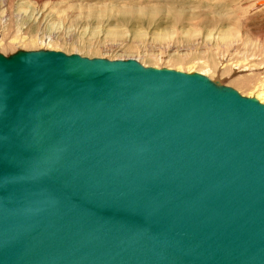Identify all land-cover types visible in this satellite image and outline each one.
Instances as JSON below:
<instances>
[{"label":"water","instance_id":"water-1","mask_svg":"<svg viewBox=\"0 0 264 264\" xmlns=\"http://www.w3.org/2000/svg\"><path fill=\"white\" fill-rule=\"evenodd\" d=\"M0 264H264V104L135 59L0 54Z\"/></svg>","mask_w":264,"mask_h":264},{"label":"rangeland","instance_id":"rangeland-1","mask_svg":"<svg viewBox=\"0 0 264 264\" xmlns=\"http://www.w3.org/2000/svg\"><path fill=\"white\" fill-rule=\"evenodd\" d=\"M258 1L0 0V54L44 49L186 73L203 69L257 99L264 89ZM174 12L181 14L177 22Z\"/></svg>","mask_w":264,"mask_h":264},{"label":"bare ground","instance_id":"bare-ground-1","mask_svg":"<svg viewBox=\"0 0 264 264\" xmlns=\"http://www.w3.org/2000/svg\"><path fill=\"white\" fill-rule=\"evenodd\" d=\"M257 6H258V8H261V7H264V0H260V1H258V3H257ZM180 16H181V14H180V12H174L173 13V18L175 19V21L177 22L178 20H180ZM225 35V34H224ZM222 36V35H221ZM203 64V63H202ZM264 64V63H263ZM220 67V66H219ZM250 68L251 67H249V69H246L247 71L248 70H250ZM191 70V69H190ZM221 70V69H220ZM192 72H194L193 70H191L189 73H192ZM210 72V71H209ZM214 72H216V71H214ZM198 73V72H197ZM202 75H206L207 73H208V70H203L202 69V71L200 72ZM199 74V73H198ZM243 79V78H242ZM253 81V80H252ZM236 82H238V81H236ZM245 82L246 81H241V83L243 84H245ZM237 84H239V83H237ZM260 84V83H259ZM262 84V83H261ZM239 85H241V84H239ZM261 87V86H260ZM255 89V88H254ZM257 99L261 102V103H263V100H264V89L261 91H259L258 92V96H257Z\"/></svg>","mask_w":264,"mask_h":264}]
</instances>
